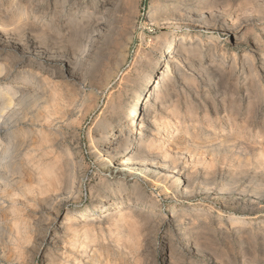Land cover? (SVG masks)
Instances as JSON below:
<instances>
[{"label": "rangeland", "instance_id": "374dc122", "mask_svg": "<svg viewBox=\"0 0 264 264\" xmlns=\"http://www.w3.org/2000/svg\"><path fill=\"white\" fill-rule=\"evenodd\" d=\"M2 1L0 264H78L82 240L65 230L69 222L84 224L86 219L96 222L100 264H264V0H184L181 5H172L173 0H107L112 4L108 23H84L69 37L60 30H43L34 14L18 30L12 21L25 4ZM93 1H82L77 21ZM100 4L97 0L95 10ZM155 11L156 21L151 22ZM178 34H186L185 43L194 42L195 35L203 42L216 41L215 64L224 62L225 79L232 62L252 57L260 43L263 47L254 58L258 86L240 87L232 112L224 117L235 82L229 81L226 91L216 78L193 70L194 57L187 63L177 59L183 74L175 79L178 87L176 93L170 90L169 102L179 99L182 119L172 115V124L181 122L188 134L168 159L172 171L153 169L151 163L141 168L140 160L126 159L122 162L130 163L131 174L128 167L117 173L118 156L111 165L102 163L93 149L99 144L92 147L91 137L111 138L120 129L119 121L133 137L140 133L137 116L152 72L147 58L151 55L159 62L162 37L169 40ZM92 37L98 39L97 52L84 61ZM172 69V63L165 64V71ZM29 70L37 82L45 80L41 90L24 85ZM63 74L66 79L61 82L52 77ZM78 86L86 93L76 102ZM9 89L13 94L21 91V96L3 105ZM186 100L194 104L192 116L185 113ZM239 104L238 123L243 126L255 119V127L236 129L228 123L226 116L234 119ZM171 108H163L159 116ZM112 115L115 122L104 128ZM196 122L202 145L207 144L202 139L217 136L223 140L221 146L194 148L189 139L194 138ZM60 153L67 155L72 172ZM41 163L59 170L62 192L46 175L41 177ZM145 173L147 179L142 177ZM116 176L126 179L125 188L118 186ZM132 187H137L139 197H134ZM122 189L126 197L117 201ZM99 194L106 198L98 199ZM112 204L120 208L106 210ZM129 207L137 211L132 218L121 215ZM177 213L183 216L172 220L170 215ZM110 214L118 215L105 218Z\"/></svg>", "mask_w": 264, "mask_h": 264}, {"label": "bare ground", "instance_id": "6f19581e", "mask_svg": "<svg viewBox=\"0 0 264 264\" xmlns=\"http://www.w3.org/2000/svg\"><path fill=\"white\" fill-rule=\"evenodd\" d=\"M69 1L70 0H18L20 6L24 5V4L25 5H24V7L21 6L22 8L21 7L19 8V11H18L19 17H18V19L13 20L12 22H15L14 24L17 25L18 30L23 29L24 27H26L25 21L27 22V19L29 18L28 15L34 14L35 15V21L34 22L40 23V25L39 24L38 25H39V27H42L43 30H48V31H52V32L60 30L65 35V37H69L70 35L73 34L74 29H78V26H80L84 23L89 24L92 21L97 20V21H101L102 24L103 23L106 24L110 20V16H111L110 12H111L112 4L109 3L107 0H101L100 8L98 10L97 9L95 10L97 0H94L91 4L90 8H88L84 11V14L82 15V17L80 18L79 21H77V16L82 9V1L83 0H76L73 3H70ZM173 1L174 2L172 5H175V4L181 5L184 0H173ZM45 8H48V12L43 13V10ZM156 13H157V11H155L154 13H152V15H150V21L151 22L156 21V16H157ZM173 17H166L165 20L171 19ZM16 25H15V27H16ZM231 29L233 30V28H231ZM186 37H187L186 34H178V35L171 36L170 39L168 40L167 36H165V37L163 36L160 44L158 45L159 46L158 50H163L159 55L161 58L159 60V62H157L158 58L154 59V57L151 55H149L150 57L147 58L148 59V65H150L152 72L149 75L147 83H146V85L149 87L148 94L145 98H143V96H142V98H141L143 101L141 104L142 109L137 116V122L141 126L139 129L140 133L138 135H134V137H133V135H131L130 132H127L124 130V126L119 121L118 125H120V129H118L117 132L113 133L111 135V138H108L107 136H100V139H98V141H97L96 138L91 137L90 141L92 143V147L94 146L95 142H97L99 144L96 147L94 146L93 149L96 151V153H97L98 157L101 159L102 163L108 162V164L111 165V164H113V159L118 156V158L116 159L118 162V168H116V170H118L117 173H120V171L123 172L122 171L123 168L128 167V170L126 172H130V174H131L132 169L129 168L130 163L127 162L124 164L122 162L126 159H128V160H140L139 163L141 162L142 165H139V164H134V165H139V166H141V168H146V164L151 163V167L153 169L162 168V169H165L167 172L169 169H171L170 168L171 166L168 165L170 163L168 161V159H171L172 155L174 154L175 147L177 146L179 140L182 139L183 137L186 138V135L188 134V127H184L181 124V122H178L176 125L172 124V122H174L172 119V115H175L178 120L182 119V115H181L182 114V112H181L182 107H181V104L179 102V99L174 101L173 103L169 102V100L171 99L170 98V90L173 89V91H174L175 88L177 89V87H178V85H177L178 82L175 79L176 78L178 79V77L182 76V74H183L182 70L180 68L179 62H178L179 60L177 61V59H181L185 63H187L190 60L189 57H194L196 60L193 63L196 66L193 67V70H197L198 73H202L205 75H211L212 77L216 78L219 81V83H222L219 86L225 90L228 88L227 83L229 81L235 82L234 90L232 92L233 94H231V98H230L231 104L229 106L227 104L224 105V111H223L224 117H225V115L232 112L233 105L236 104L235 103L236 98H237L236 92L239 90L240 87H246L247 88L248 84H250L251 86L253 84V87H255V88L258 86L259 82L256 81L257 76L255 75V72H254V65H255L254 58L256 57L257 52L259 50H261V48L263 47L260 45V43L257 42L255 44L256 49L254 48V51H252V55H251L252 57L244 55L241 58L240 63H238V60H236V59L232 62L231 70H230V73L228 75V78L225 79L224 72H223V70L225 68L224 62L221 63V66H217L215 64V60H216L215 51L217 49L215 50V48H213V47L216 46V41L207 40L206 42H203V40L201 39L200 36L195 35L194 42H192V43L186 42L185 43V41L187 40ZM97 40L98 39L96 37H94L92 40H90V46L88 47L89 50L87 51V53L84 54V57H83L84 61L92 58V56L97 52ZM167 49H168V51H167ZM209 54H211L210 58L207 59L204 57V55H209ZM117 57H119V55ZM120 57H121V55H120ZM0 58H1V52H0ZM164 58L166 60L163 63H161V60ZM166 63H172L173 69L171 71H165V64ZM118 64L119 63H117V65ZM41 69L42 68H40V70ZM241 69L244 70L243 74L240 73ZM0 71H1V69H0ZM40 73L41 72H38L37 75H40ZM24 74H26V72ZM55 74H58V73H55ZM36 77L37 76L34 75L31 70H29V73L27 74V78H26V79H28V82L24 83L25 86H28V87L30 86V88L33 89L34 92L41 90L42 86L45 85V83H46L45 80H43L42 82H37ZM52 77L56 78L58 80V82H61L62 80L66 79V76L64 74L58 75V76L56 75V76H52ZM181 78H183L184 81H186L188 83V77L183 75V77H181ZM26 79H25V81H26ZM242 80L244 83L243 85L240 84V82ZM76 89H77V94L79 97L76 100V102H77L81 97H83L85 95L86 91L84 89H82L81 86H78ZM222 91H224V90H222ZM20 92L13 94V92H11V90L9 89L6 92V94L9 95V97L6 99L5 102H3V105L10 103L15 97L21 96ZM255 92H257V91L255 90ZM177 93H179V92L177 91ZM194 93H195V91L193 92V90H192L191 95H195ZM251 93H253V92H251ZM51 94L54 98H55V96H57V93L55 91L51 92ZM224 94H226V93H224ZM256 95H258V93ZM247 97H248V95H247ZM257 97H261V96L258 95ZM19 98H21V97H19ZM177 98H179V97H177ZM189 101H191V100H189ZM189 101H187V100L185 101V113H187L189 116L190 115L192 116L194 104L189 102ZM223 102L225 103L226 101L224 100ZM248 102H250V101H248ZM261 105H263V104H261ZM167 106H172V108L168 109L166 111V114L164 116L160 117L158 113L160 112V110H162L163 108H165ZM236 106H238V104ZM236 106H234V107H236ZM239 106L240 107L238 109L236 107V109L238 110L237 111L238 114H235L237 116H235L234 119L232 116H229V115L226 116V117H228V119H227V121H229L228 123L232 124L234 126V128H236V129H239V128L249 129V128H251L250 126L255 127L254 126V124L256 125L255 119H254V122L253 121L248 122L243 126L240 125V123H238L237 120H238L239 115H241V110H242V108H241L242 105L239 104ZM261 108L262 107H259V110ZM228 109H229V111H228ZM263 115H264V113H263ZM218 116H220L219 113H217V118H218ZM115 118L116 117H114L113 115L106 118L107 120L105 122L104 128H106V126L108 128H110V126H112L113 123L115 122ZM196 120H197V116H196ZM262 124H263L262 130L264 131V122ZM195 125H196V127H194V133H192L194 138H192V140L189 139V141H191V144L194 148L197 149L200 146H202V147H206V146L212 147L215 145L221 146V144L223 143V140H219V138L217 136H214L211 139H202V140H205V142L207 143L206 145H202L199 141L202 138L201 136L199 137V135H201V133L198 131L200 129L198 127L199 123L196 122ZM161 129L163 130L162 131L163 135H162V137H159V135H157V134L159 133V131ZM231 134H233V133H231ZM131 137H133V139H131ZM59 145H61V144H59ZM46 147H47V145H46ZM113 154H114V156H113ZM60 155L62 156L60 158V160L62 159L63 162L65 160L67 167L72 172L71 167H69L70 163H69V160L67 159V155L61 154V153H60ZM1 158H2V156L0 153V168L2 167ZM39 168H42V170H40V171H42L41 177L46 175L45 177H47L49 179V181H52L54 183L53 187L55 189H57L58 192H60V191L62 192L64 187H62V185L60 183V179L58 177V175H59L58 171L59 170H57V168L55 166L45 165V164L43 165L42 163L39 165ZM176 169L177 168H175L174 170H176ZM117 175H119V174H117ZM122 176H123V174H122ZM74 177L75 176H73V178ZM142 177H143V179L144 178L147 179V174L146 173L143 174ZM125 180L126 179H123V178H120L119 176H116V183L118 184V186L120 188L126 187L127 183L125 182ZM156 182L153 181V182H151V184L152 183L156 184ZM68 188H69V191L73 189V182H71V184L68 186ZM132 190H135V192H136L133 194L134 197H136V198L139 197V192L136 191L137 187L136 188L132 187ZM126 195H128V194H126ZM130 195H131V197H133L132 194H130ZM116 197L118 198L117 201H123L126 197L124 190L122 192H120L119 194H117ZM97 198L100 200H103L106 198V196L99 194L97 196ZM113 203H115V202H113ZM119 205L120 204H112L106 210H111L112 208H113L112 210H116V209L120 208ZM178 208H182V207L179 206L176 209H178ZM106 210L102 211V212H107ZM135 212H137V211L133 207H129L128 210H126L125 213L121 214V215H123V216L127 215L128 217L132 218V217H134L133 215L135 214ZM119 213H120V211H119ZM117 215L118 214H110V215H106L105 218L106 217L109 218V216L117 217ZM178 215H179V213H177L176 215L172 214L170 216L173 218L172 220H175V219L177 220L179 217L183 216V215H179V216ZM172 220H170V221H172ZM95 224H96L95 220H89V219L88 220L86 219L84 224H81V223L78 224L76 222L71 221V222H69V225H68L67 229L65 230L66 234H69L70 232L74 231L77 234L78 238L80 240H82L80 243L82 245L81 246L79 245L81 251L79 252L80 254L78 256V258H81V260L78 264H90L91 260L94 261L93 264H100L101 263L102 252H100V249L97 248L99 245L97 244L98 241L95 238ZM91 231H93V232L91 233ZM93 243H95V244L90 245ZM87 258H88V260H86V262H84V259H87Z\"/></svg>", "mask_w": 264, "mask_h": 264}]
</instances>
